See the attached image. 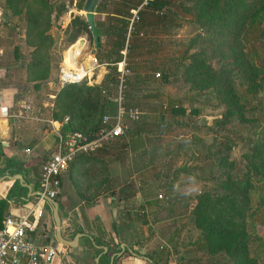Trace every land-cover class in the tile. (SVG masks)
I'll use <instances>...</instances> for the list:
<instances>
[{
    "label": "rangeland",
    "instance_id": "1",
    "mask_svg": "<svg viewBox=\"0 0 264 264\" xmlns=\"http://www.w3.org/2000/svg\"><path fill=\"white\" fill-rule=\"evenodd\" d=\"M55 1L56 3L66 2V0ZM103 1L111 9L116 6L121 7L119 12L130 19L134 16L135 6L144 2V0ZM52 3L54 4L53 0ZM174 4L166 5L165 9H162L169 13L166 21L161 13L145 10L144 21L134 36L135 49L128 54L125 49L123 50V53H126L124 79L120 84L121 73L119 71L116 82L109 83L107 86L109 99L115 108L117 97L121 94L125 105L138 107L141 113L136 120L123 115L122 122L127 126L125 134L119 138L106 139L101 143L100 149L109 150L101 160L103 163L110 162V165H114L115 162L117 174L124 175L120 180L131 179L133 182L131 186L135 189L134 181L138 182L142 179L143 186L140 189L144 194H150L149 202L143 204L149 213L150 222L146 224L145 232H142L143 235L139 237V243L146 244L141 248L142 250L149 252L161 250L163 257L165 252H169L168 257L175 258L177 264H218L223 259L222 255H212L194 243L199 228L213 221L225 228L239 230L245 237L248 236V229L252 228L254 233L260 236V239L254 243H259L257 250L264 251V202L258 201L259 192L255 191L253 200L259 207L253 216L248 217L249 209L241 204L239 196L226 192L230 177L222 175L216 179H206L208 174L207 159L204 158V150L200 149V145H197L198 141L195 136L204 138L207 143H210L215 134H218V138H222L221 134H231L232 132L225 129L215 131L208 128L212 125L214 118L221 115L224 105L207 92L209 87L202 88L203 93L193 99L199 89H190V85L192 79L201 75L202 82H206L205 72L208 71L207 69L218 68L220 62L222 65L224 62L211 56L206 59L204 64H201V67L196 69L186 68L183 64L177 63L178 55L183 52L188 41L197 33H202L203 30L196 23L176 15L175 10L178 8H175ZM59 9H61L59 6L57 10L53 8L54 24L51 27L55 39L52 47L55 84H52L51 87L47 85L48 87L37 92L35 102H40L42 106L43 101H53L55 92L61 84V81L57 79L58 73L61 72L60 67L64 66L67 74L72 75L73 73L68 70V55L69 49L74 43L65 47L70 43L68 41L71 34L75 33L80 26L75 22V18H77L75 17L70 32L60 30L61 27L56 19L63 14V11ZM102 11L106 12L107 18L110 11L114 10L102 9ZM118 16L120 15L118 14ZM81 17L85 18V15ZM100 30L97 33L103 44L107 37L103 34V29ZM82 35L83 41L87 40L89 48L93 49L94 54L96 49H103L104 45L100 46L102 49L96 46L95 36L90 31L82 32ZM261 40L263 38L255 36L250 44L252 48L256 49L255 57L259 66L264 65V46L259 43ZM77 41H81V39H77L75 43ZM201 45V42L197 43L190 49V52ZM74 59L73 57L71 65L77 69L76 63L73 62ZM184 62L187 65L190 59H186ZM116 66L117 70L122 67L121 64H116ZM79 67L80 71L82 66ZM164 69H167L169 73L168 80L165 82L161 80L162 74L156 75V72L162 73ZM126 79L130 81L127 85ZM81 80L83 77L79 79V81ZM239 88L242 90L243 86L239 85ZM178 100L186 107L184 115L173 114L169 109L170 104L178 103ZM50 104L47 109L48 115L51 112L52 105ZM193 107H197L199 110L193 113L189 112ZM110 113L113 114L114 110H111ZM200 119L203 123L200 122ZM225 126L230 128L229 123ZM127 128L131 129L126 131ZM139 129L146 142L142 152L138 148L131 150L129 145L132 130ZM223 138L226 137L223 136ZM246 157L247 150L244 148L243 142L238 141L231 148L229 159L224 168L228 171L236 170L242 166L241 161ZM114 159L116 160L114 161ZM120 171L121 173H119ZM151 193H154V196H151ZM169 198L170 201L167 202ZM259 260L258 264H264V253Z\"/></svg>",
    "mask_w": 264,
    "mask_h": 264
},
{
    "label": "trees",
    "instance_id": "2",
    "mask_svg": "<svg viewBox=\"0 0 264 264\" xmlns=\"http://www.w3.org/2000/svg\"><path fill=\"white\" fill-rule=\"evenodd\" d=\"M5 2L12 13L18 14L24 23V38L31 46L29 59L25 63L26 79L34 81L33 85L39 87L48 79L53 67L52 47L55 39L51 31L54 24L52 0H5ZM173 3L175 8H178L175 10L176 15L196 23L203 30L188 41L183 52L178 55L177 63L183 64L186 68L196 69L211 56L224 62L223 65L220 62L218 68L210 67L208 71L205 70L206 82H202L201 75L192 79L190 85V89H199L193 99L203 93L204 87H209L207 92L224 105L221 115L215 117L208 128L232 132L221 134L222 138H218V134H215L210 143H207L204 138L195 136L197 145L204 150V158L207 159L206 179H216L222 175L230 177L226 192L239 196L241 204L249 209L247 216H253L259 207L253 200V193L258 191V201L264 202V65L257 64L256 49L250 44L255 36H260L263 40L259 43L264 46V0H148L138 8V19L132 22L133 28L130 30L128 29L129 17L121 14L119 9L110 11L104 29L106 42L102 44L100 40L95 39L98 48L101 45L104 47L100 48L102 50L94 51L97 61L104 62L108 71L99 83L90 84L86 80H81L68 81L60 85L55 92L50 115L61 121L60 130L64 136L74 131L95 136L102 126H109L110 123L103 122V115L110 113L111 110L115 111L116 108L112 106L107 89L110 82H116L118 79L119 70L116 63L126 57V53L135 49L134 36L144 21L145 10L161 13L166 21L169 13L162 9ZM82 6L83 4L80 3L79 7L82 8ZM103 8L105 3L99 0L96 9ZM73 18L80 28L71 34L68 41L70 43L78 34L90 31L84 17L76 15ZM73 18L64 29L65 32H70ZM169 19L172 18L169 17ZM199 42L202 45L190 52V49ZM186 59H190L187 65L184 62ZM159 73L162 74L163 82L168 80L167 69ZM129 82V79L125 80L126 85ZM239 85L243 86L242 90ZM169 109L173 114L184 115L186 107L178 100V103H171ZM198 110L197 107H193L189 112ZM227 123L230 124V128L225 126ZM130 129L127 128L126 131ZM140 136V129L132 130L129 138L130 148L135 149L140 146L138 144ZM238 141L243 142L247 157L241 161V167L228 171L224 165L229 159L231 148ZM1 156L6 158L3 154ZM82 158L102 163V160L94 155V150L78 153L71 162ZM58 177L61 184V173ZM26 192L27 188L16 180L6 196L0 198V226H2L9 202L27 200ZM169 201L170 198L167 202ZM248 230V236L245 237L239 230L225 228L210 221L199 228L194 243L212 255H222L223 259L218 264H258L264 251L257 250L259 243H254L260 239V236L256 235L252 228ZM107 247L110 250V246L107 245ZM117 249H120L119 245H116L112 252ZM130 251L140 256H147L149 264H166L169 260V252H165L163 257L161 250L144 253L134 249ZM121 254L115 256L111 264H115Z\"/></svg>",
    "mask_w": 264,
    "mask_h": 264
},
{
    "label": "crops",
    "instance_id": "3",
    "mask_svg": "<svg viewBox=\"0 0 264 264\" xmlns=\"http://www.w3.org/2000/svg\"><path fill=\"white\" fill-rule=\"evenodd\" d=\"M84 1L66 0L58 4L53 0L54 10L59 6V10L63 11L56 19L60 30L64 32L74 16L84 15L83 6L79 7ZM104 3V10H121L119 6L111 9ZM105 13L97 9L94 11L97 31L100 32L102 28L103 34L107 20ZM24 37L22 19L18 14L12 13L5 0H0V106H6L8 109L7 115L0 114V175L20 172L25 178H29L28 182L34 190L39 188L38 172L41 163L56 150L61 121L47 113L48 105H52L53 101H43V106L40 102H35L38 91L55 84V71L51 67L48 79L39 87L33 85L34 81L26 79L25 63L29 59L31 46ZM77 39L83 41L82 33L75 37V40ZM72 43H68L65 48ZM76 57L74 62L78 68L68 66V70L76 73L80 69L79 66H82L85 74L81 77L90 84L99 83L108 71L104 62L97 61L93 49L89 48L81 57ZM116 64H121L123 68L121 60ZM64 68L61 66V72L58 73L57 79L61 81L59 86L64 84L61 79L66 71ZM140 137L138 150L142 152L146 142ZM107 152L108 149L98 148L94 150V155L103 159ZM95 162L85 158L78 159L69 163L61 173V188L57 195L61 232L66 238H72L76 232H81L75 246L56 238L51 206L45 199L38 201L34 195L23 202L10 201L6 214H23L35 206L34 215L29 216L34 223L30 235L37 241L57 247L52 262L46 264H109V254L116 245L121 248V242L125 244V248L115 264H149L147 258L130 251L134 249L141 253L147 252L141 249L146 244L139 243L140 235H143L146 224L150 222L149 213L145 205L143 206L149 202L150 194L146 195L140 189L143 180L134 181L135 189L131 186V179L120 180L124 175L117 174L115 162L114 165H110V162ZM15 181L6 177L0 179V198L6 196ZM151 196H154V193H151ZM104 245H109L110 250H104ZM118 250L120 249L115 251ZM166 264L177 262L175 258L170 257Z\"/></svg>",
    "mask_w": 264,
    "mask_h": 264
},
{
    "label": "built area",
    "instance_id": "4",
    "mask_svg": "<svg viewBox=\"0 0 264 264\" xmlns=\"http://www.w3.org/2000/svg\"><path fill=\"white\" fill-rule=\"evenodd\" d=\"M147 1L144 0L135 9L134 16L128 23L129 30L133 28L132 22L138 19V8ZM121 61L123 68L120 70V84L123 82L126 71L124 68L125 57ZM159 74L156 72V75ZM61 79L62 82L79 80L65 72ZM140 113L138 107L125 105L121 94H119L114 113L103 115V122L110 123V125L102 126L91 140L86 141V134L80 131L70 132L65 136L60 133L56 150L41 163L38 173V189L41 193L36 195L37 200L44 199V195L55 197L59 193L61 184L58 175L67 168L78 153L98 149L106 139L124 136L127 127L122 122L124 114L136 120ZM0 114H8L6 106H0ZM34 212L35 206H32L23 214L7 213L4 217L2 226H0V264H46L52 262L57 253V247L54 244L37 241L30 235L34 223L29 216L34 215Z\"/></svg>",
    "mask_w": 264,
    "mask_h": 264
},
{
    "label": "water",
    "instance_id": "5",
    "mask_svg": "<svg viewBox=\"0 0 264 264\" xmlns=\"http://www.w3.org/2000/svg\"><path fill=\"white\" fill-rule=\"evenodd\" d=\"M99 0H85L84 4H83V10L85 11L84 15H85V20L88 24V27L92 33V35L95 36L96 40L100 39L99 34L97 33V29H96V25H95V21H94V11L98 5ZM83 46H82V50L81 52L77 55V58L81 57L82 54L85 53V51L89 48V43H87V40L83 41ZM200 122L203 123V121L200 119ZM86 141H89L92 139V134L87 133L86 134ZM9 178V179H13V180H18L23 186H25L27 188V192H26V199L28 200L31 196L34 195H38L41 193V191L39 189H32V187L29 184V178H25L23 176V174H21L20 172H14V173H5L0 175V179L3 178ZM44 199L50 204L51 206V210H52V216H53V220L55 222V236L56 238L63 242L66 243L70 246H75L77 244L78 238L81 235V232H76L75 235L72 238H66L65 236L62 235L61 232V217L59 214V210H58V201L55 197H50L48 195H44ZM120 250L118 251H113L109 254L108 259H109V264H111L112 260L114 259L115 256L121 254L125 248V244L123 242L120 243ZM104 250L107 249V247L104 245L103 246ZM145 258H148L147 256H144ZM96 261L98 260V256L95 257Z\"/></svg>",
    "mask_w": 264,
    "mask_h": 264
},
{
    "label": "bare ground",
    "instance_id": "6",
    "mask_svg": "<svg viewBox=\"0 0 264 264\" xmlns=\"http://www.w3.org/2000/svg\"><path fill=\"white\" fill-rule=\"evenodd\" d=\"M82 45H83V41L81 40V41H77L76 43H74L72 46H71V48L69 49V55H68V66H72L71 65V61H72V58L74 57H76V55H78L80 52H81V50H82ZM77 58V57H76ZM74 62V61H73ZM83 68V67H82ZM81 68V70L79 71V72H77V73H72V75H70V74H68L69 76H71V77H73V78H81V76L83 75V74H85L84 73V69H82ZM65 69V68H64Z\"/></svg>",
    "mask_w": 264,
    "mask_h": 264
}]
</instances>
